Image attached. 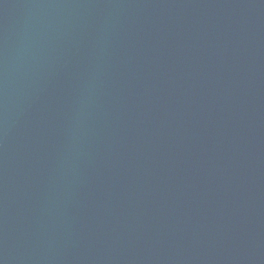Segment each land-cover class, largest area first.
I'll return each instance as SVG.
<instances>
[{
  "label": "water",
  "instance_id": "1",
  "mask_svg": "<svg viewBox=\"0 0 264 264\" xmlns=\"http://www.w3.org/2000/svg\"><path fill=\"white\" fill-rule=\"evenodd\" d=\"M0 264H264V0H0Z\"/></svg>",
  "mask_w": 264,
  "mask_h": 264
}]
</instances>
